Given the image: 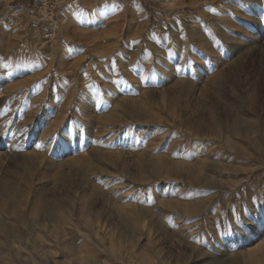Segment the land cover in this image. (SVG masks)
Listing matches in <instances>:
<instances>
[{
	"label": "rangeland",
	"instance_id": "rangeland-1",
	"mask_svg": "<svg viewBox=\"0 0 264 264\" xmlns=\"http://www.w3.org/2000/svg\"><path fill=\"white\" fill-rule=\"evenodd\" d=\"M73 1L0 0V264H264V0Z\"/></svg>",
	"mask_w": 264,
	"mask_h": 264
},
{
	"label": "built area",
	"instance_id": "built-area-1",
	"mask_svg": "<svg viewBox=\"0 0 264 264\" xmlns=\"http://www.w3.org/2000/svg\"><path fill=\"white\" fill-rule=\"evenodd\" d=\"M42 2V10H41V14L43 15L42 19H46L44 22H41V23H45L47 25L50 26V28L55 25H60V18L62 16V13H63V5L60 4V0L57 1V3H53L51 0H41ZM49 2V3H48ZM77 4V0H74L73 2H71V5L67 8V9H71V7H75V5ZM50 7V13L52 14V19L49 20V18H47V14H45L47 11V7ZM54 11H56V14L53 15ZM56 21V22H55ZM39 23V22H38ZM21 24V21L18 19V18H14L12 21H11V25L14 26V27H17Z\"/></svg>",
	"mask_w": 264,
	"mask_h": 264
},
{
	"label": "bare ground",
	"instance_id": "bare-ground-1",
	"mask_svg": "<svg viewBox=\"0 0 264 264\" xmlns=\"http://www.w3.org/2000/svg\"><path fill=\"white\" fill-rule=\"evenodd\" d=\"M51 18V17H50ZM40 23V22H39ZM0 156H1V152H0Z\"/></svg>",
	"mask_w": 264,
	"mask_h": 264
}]
</instances>
